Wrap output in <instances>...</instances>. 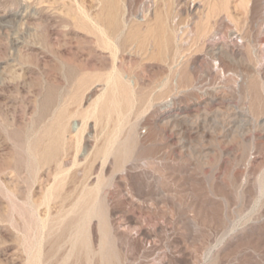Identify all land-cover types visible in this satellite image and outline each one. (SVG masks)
Segmentation results:
<instances>
[{
    "label": "rangeland",
    "instance_id": "rangeland-1",
    "mask_svg": "<svg viewBox=\"0 0 264 264\" xmlns=\"http://www.w3.org/2000/svg\"><path fill=\"white\" fill-rule=\"evenodd\" d=\"M0 264H264V0H0Z\"/></svg>",
    "mask_w": 264,
    "mask_h": 264
},
{
    "label": "bare ground",
    "instance_id": "bare-ground-1",
    "mask_svg": "<svg viewBox=\"0 0 264 264\" xmlns=\"http://www.w3.org/2000/svg\"><path fill=\"white\" fill-rule=\"evenodd\" d=\"M115 24V22H114ZM229 35L232 34L231 31L228 32ZM178 39V38H177ZM179 41H181V36L179 37ZM227 45V43H226ZM181 57V56H179ZM174 60V59H173ZM217 68V67H216ZM219 69V68H218ZM219 74H221L222 72L220 71L219 69ZM224 74V73H223ZM220 76H223V75H220ZM171 103V102H169ZM139 123H135V124H131L130 125V128L128 130V136L130 135V137L134 140V142H141L143 141V138L141 137L140 133H139ZM116 137L113 138V140L111 139L110 140V148H116V147H113L114 144H116ZM124 149V148H123ZM111 150V149H110ZM109 150V152H110ZM112 150V152H113ZM119 150V147L116 148L115 152L119 153L118 156L122 157V158H126L127 157V154L129 152V148H125L124 149V152L123 151H120ZM48 156L53 159L55 157V155L57 154V148H51V147H47L46 148V151ZM108 152V154H109ZM108 154L105 155V158H107ZM117 155V154H116ZM87 204V205H86ZM86 207L84 208V214H83V219L82 218H79V221L76 223V224H73V226L71 227V230H70V235H71V238L72 239V247L76 246V245H80L81 247H84L86 248V250L90 249V242H89V232L87 231V225H86V222L87 220L90 221L91 217L92 216H95L97 215L98 216V225H99V231H100V238H99V250L101 251V253H103V242L104 240H106L108 238V234H107V231H106V219H105V215L103 213V210L102 208L99 206V205H96L95 203L91 202V201H88L86 202ZM82 219V220H80ZM88 221V223H89ZM44 242V237H42L40 239V242L38 244V253H41L42 251V244ZM106 257H108V259H111L112 258V253L110 252V250H106Z\"/></svg>",
    "mask_w": 264,
    "mask_h": 264
}]
</instances>
